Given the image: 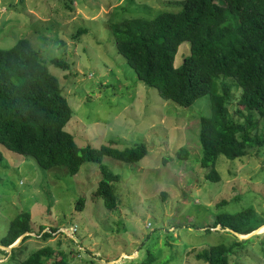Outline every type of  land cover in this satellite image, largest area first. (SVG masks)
Returning <instances> with one entry per match:
<instances>
[{
  "label": "rangeland",
  "instance_id": "374dc122",
  "mask_svg": "<svg viewBox=\"0 0 264 264\" xmlns=\"http://www.w3.org/2000/svg\"><path fill=\"white\" fill-rule=\"evenodd\" d=\"M182 1L0 0V47L23 37L38 49L72 109L64 128L79 146L110 141L120 148L142 141L147 146L138 162L102 158L120 174L113 209L95 195L98 162L85 161L71 175L64 166L43 168L33 157L0 146V237L22 211L30 213L32 229L16 244V256L7 259L10 252L0 249V264H14L45 245L67 254V264H140L147 251L165 264H208L196 253L243 239L220 224L207 231L214 214L247 206L254 207L261 225L251 240L233 247L230 264H264V146L247 148L234 159L219 154L220 179H208L200 163L198 129L199 117L211 112L209 94L189 106L163 98L138 78L113 43L110 22L176 11ZM187 49L188 42L179 45L175 66ZM52 57L62 58L67 67L54 65ZM227 82L228 112L242 120L234 112L240 91ZM220 84L221 78L219 90ZM181 146L188 150L185 157L177 154ZM80 196L84 206L77 210ZM41 226L51 234L43 238L37 233Z\"/></svg>",
  "mask_w": 264,
  "mask_h": 264
},
{
  "label": "trees",
  "instance_id": "16d2710c",
  "mask_svg": "<svg viewBox=\"0 0 264 264\" xmlns=\"http://www.w3.org/2000/svg\"><path fill=\"white\" fill-rule=\"evenodd\" d=\"M109 26L117 52L138 78L156 87L163 98L189 106L198 97L209 94L211 112L199 117L198 129L200 163L208 169V179H220L216 168L219 154L234 159L246 154L247 148L264 146V0H183L176 11L128 17L110 22ZM183 42H188V49L175 66L174 57ZM50 61L67 67L60 57ZM227 79L240 91L234 112L242 120L228 112L231 84ZM254 112L259 116L256 119ZM71 113L58 78L28 39L22 37L10 47H0V146L33 157L43 168L64 166L71 175L85 161L98 162L101 178L95 195L102 198L106 208L113 209L119 202L115 182L120 174L103 163L102 158L138 162L147 153V146L143 141L122 148L113 146V141L99 147L79 146L73 134L64 128ZM177 154L185 157L188 150L181 146ZM83 206L84 197L80 196L75 207L82 210ZM30 221L28 211L14 216L1 244L9 245L22 233L32 231ZM258 221L262 218L254 207L247 206L237 212L215 213L206 230L220 224L246 234L261 225ZM50 234L51 231H44L41 236ZM28 236L24 235L20 243ZM252 238L238 239L232 244H211L195 256L208 264H230L233 247ZM17 247H12L7 259L16 256ZM57 252L59 256L54 254ZM66 255L45 245L14 264H67ZM155 259L147 251L140 264H165Z\"/></svg>",
  "mask_w": 264,
  "mask_h": 264
},
{
  "label": "water",
  "instance_id": "95a60500",
  "mask_svg": "<svg viewBox=\"0 0 264 264\" xmlns=\"http://www.w3.org/2000/svg\"><path fill=\"white\" fill-rule=\"evenodd\" d=\"M257 228L253 229L252 231H250V232H248L246 234L239 233V232H237V231H235V230H233L231 228H228V229L230 231H232L233 233H235L240 238H247V237L251 236L252 234L256 233ZM28 233H30V232L26 231V232L22 233L19 237H17V239L14 242H12L9 245H2V244H0V246L3 247L4 249L10 251L12 249V247H14L23 238V236L26 235V234H28Z\"/></svg>",
  "mask_w": 264,
  "mask_h": 264
},
{
  "label": "crops",
  "instance_id": "0c3cea01",
  "mask_svg": "<svg viewBox=\"0 0 264 264\" xmlns=\"http://www.w3.org/2000/svg\"><path fill=\"white\" fill-rule=\"evenodd\" d=\"M13 217H14V216H13ZM28 232H29V231H28ZM3 235H4V234H3ZM3 235H2V236H3ZM2 236L0 237V244H1V238H2ZM2 248H3V247L0 246V249H2ZM3 249H4V248H3ZM5 250H6V249H5ZM7 251H8V250H7ZM10 251H11V250H10ZM10 251H9V252H10Z\"/></svg>",
  "mask_w": 264,
  "mask_h": 264
}]
</instances>
